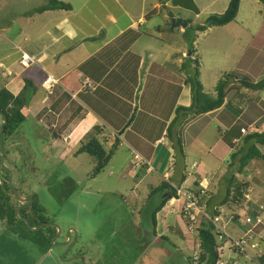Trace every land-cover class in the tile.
Returning a JSON list of instances; mask_svg holds the SVG:
<instances>
[{
    "label": "rangeland",
    "instance_id": "1",
    "mask_svg": "<svg viewBox=\"0 0 264 264\" xmlns=\"http://www.w3.org/2000/svg\"><path fill=\"white\" fill-rule=\"evenodd\" d=\"M49 1L0 0V62L4 63L5 66H10V63H15L16 60L20 59L22 50L33 56L32 54L43 50L44 47L41 43L49 42L48 45L54 43V40L50 39V37L56 36L54 25L47 27L51 34L40 38L41 43H39L35 41V35L37 37L42 34L43 20L34 22L29 18V13L34 8L48 4ZM61 1L71 4L73 11L68 15V19L73 26L81 29L86 35L84 42L82 41L84 46L76 50L70 56L71 59L78 58L80 62L82 58H88L95 52V55H97L94 60L99 64L101 62L104 64L99 72L102 75L109 69L114 60H117L118 63L122 60L123 57L121 56H124V51L119 50L127 48V42H135L129 49L130 53L124 58L123 63L118 66V69L114 68L111 71V80L116 78L120 71L128 76L129 80L125 79L124 84L127 86L124 88H129L130 91L125 94L124 103L118 105L117 111H110L108 115H106V112L101 113L105 121L112 122L116 126L115 130H118V133L132 120L128 125L132 126V132L127 136L128 139L130 138V144H125L122 151L113 157V161L105 167L101 174L92 179L90 175L93 170V159L84 153L75 155L80 144L69 143L65 145L64 139L61 143H58L59 140L55 137L58 146L56 148L48 131L49 128L33 116L32 107L37 106L36 103L39 99L44 96L47 97L38 85L37 90L41 94L37 96L33 105L30 103L31 108H29L26 121L18 130L21 132L23 140L26 139L28 142L27 152L19 156L15 153L7 155L5 165L13 174L12 186L18 194L20 196L21 194L31 197L37 196L38 202L49 213V218L52 221L50 223H56L63 230L61 238L64 237L66 232L64 230L71 224L70 228L75 229L80 237L79 244L83 243L84 246L94 245L86 237L95 236L99 231L115 234V238L111 236L108 239H115L116 249L120 248L121 250L122 247L128 248L129 244L132 245L134 241L140 240L146 234H151L152 226L149 215L151 207H145V210H142V215L138 213L141 207L147 203L151 190L165 181L169 182L168 179H163L162 164H164V159L168 155L171 140L167 138V141L164 144L162 143L158 150L155 149L153 143L156 138L167 134L165 128L167 120L170 119L171 114H174L173 119L175 118L176 108L184 105L182 103L186 99L183 97V93H180V85L183 83H180L181 81L176 79L175 76L178 72L180 78L182 75L188 76L190 74L189 69L194 68V65L189 60V56L181 59V53L185 52L186 55H189L191 48L197 51L196 56H198L201 65L200 81L204 87V92L209 95L215 93L214 89L217 82L227 73L247 77L255 83L264 80V4L258 0H241L239 13L235 21L227 26L216 27L209 26L206 22L207 19L211 15L222 14L230 0L196 1L197 12L176 7L172 0ZM145 16H148V19L143 22L144 25H141L139 20L142 17L145 21ZM173 21L190 22L193 27L205 25L207 29L205 32L193 34L188 28L189 26L185 29L180 25L174 27ZM132 24L137 26V30L134 29ZM186 30H188V36L194 39L193 42L195 43H190L188 37H184L183 32ZM121 33H124V35L116 39ZM128 37L131 40H128ZM132 38L139 39L133 40ZM92 40L95 41L91 42ZM60 42H63L62 38ZM80 42L78 39L68 44L73 46ZM190 44H193V46L191 47ZM101 50H103L102 55L98 54ZM46 51V54L53 55V48ZM139 55L143 56L144 61H146L144 66L140 64ZM66 58H68L67 55ZM94 60H92V63L99 66ZM183 66L186 70L182 68ZM24 70L19 77L20 82H23L26 78L32 79L33 75L34 78H39V75L44 74L37 66L28 67ZM0 71L1 90V80L5 74L3 70ZM111 83V88L114 89L116 84L114 81H111ZM236 87H233L232 90ZM242 91L249 93L239 98L236 96V90H234L228 95L229 102L244 111L234 128L239 129L240 126H245L247 133L254 132L264 124V90ZM248 99L250 101L245 102ZM114 101L116 100L110 99L104 107H112ZM178 101L182 102L176 106ZM223 113L227 118L225 119L222 116L220 123L217 122V125L211 123L212 126L208 128L205 126L207 124L206 120L201 122L197 119L192 122V117L185 127L187 143L183 146L184 155H181L176 148V151L174 150L177 155L175 157L176 166L170 165L169 160L166 163L164 170L170 167L174 173L171 182L175 183L183 175H186L189 181L183 185V191L179 192V199L171 200L159 213L156 230L159 240L153 238L152 235L148 236L149 243L151 242L150 247L153 250L151 253L146 251L144 254L157 256L162 249H165L166 253L169 254L166 259L160 261V264H187L188 262L185 260L188 257L195 255L198 258L199 240L197 231L194 226L193 230L190 231V219L182 217L185 204L182 194L186 195L190 192L197 194L196 191L199 190L192 189L188 191V188H193L192 184L196 180L195 173L198 170L199 174L202 172L200 177L206 179L210 178L208 171H211V169L214 170L216 167L215 169L220 170L213 180L214 187L221 184L222 173L230 171L228 167L230 163V154H228L230 137L226 136L225 133L236 117L229 112L226 106ZM133 118H135L134 121ZM121 122L124 123V126L122 128L117 127ZM2 124L0 115V127ZM193 125L196 129L195 127L192 128L188 135V130ZM218 129L221 130L220 133H218ZM202 131L203 135L199 136ZM104 132L106 133L107 129H104ZM109 133L111 132L109 131ZM133 133L136 134L135 137ZM224 139L225 145L222 152L219 153L217 148ZM144 142H147V145H144ZM19 143L13 141V149H16ZM213 145L216 147L215 150L212 149L215 154L210 152ZM105 146L109 148L108 144ZM260 148L264 152V148ZM136 151L141 154L139 155ZM142 154L146 159L151 160L154 169H157V171L154 170L152 173H148L142 170L140 173L135 171L134 174H131L133 171H128V169L134 170L135 166L142 169V165L143 168L150 166L141 156ZM160 155L164 158L162 163L159 164L157 159ZM153 157H155L154 161ZM246 172L248 176L245 179L251 182L252 189V191L249 189L247 194L258 200V202L264 203V162L252 163ZM1 175L0 172V177ZM133 175L138 177L136 178ZM3 180L2 177L1 184ZM8 183H10V175ZM200 187L206 188L208 185L205 184V187L202 185ZM220 193L223 196L225 191L222 190ZM199 194H201L200 191ZM195 197L201 208L207 211L201 195H195ZM157 200L160 201L159 198ZM11 202L16 205L19 203L16 197H11ZM234 211H237L241 216L247 215L244 210L234 206L232 209L222 208V222L227 224L228 230L231 229L232 231ZM1 218L2 216H0V222L4 223V227H6V220ZM170 226L173 227L172 231H176V233L181 231L183 234L186 232L183 234L185 240L180 238L178 234L170 235ZM235 231H237V227H235ZM130 234L133 235V239L126 240ZM163 235L169 236L174 244L167 242V246L163 240H160ZM15 245L18 252L27 254V257L31 253L27 264H33L34 262L38 264L44 258L43 251L37 248L36 244L17 240ZM79 247L81 246L76 245V249H79ZM62 249L60 246L54 247L52 255L58 258L59 251H62ZM137 251L140 252L138 249ZM171 252L172 255H170ZM64 253L63 250L59 263L71 264L62 259ZM133 254L134 252L132 253L126 249L125 256L128 260L125 261L122 258L120 263L109 254V259L102 260V264L156 263L154 258L152 260L147 259V263L145 258L143 260L138 258L135 262ZM89 257L92 264L98 259L94 255H89ZM14 259L16 258L14 257ZM222 259L224 262L228 260L226 257ZM242 260L245 262L244 259H241V262ZM8 261L9 258L6 253H4V256H0V264H8ZM76 263L80 264L81 262L75 261L74 264Z\"/></svg>",
    "mask_w": 264,
    "mask_h": 264
},
{
    "label": "trees",
    "instance_id": "2",
    "mask_svg": "<svg viewBox=\"0 0 264 264\" xmlns=\"http://www.w3.org/2000/svg\"><path fill=\"white\" fill-rule=\"evenodd\" d=\"M195 1L196 0H172V3L176 7L187 10H194V12H197L198 8L195 5ZM258 1L264 4V0ZM240 3L241 0H230L226 10L222 14L211 15L206 22H210L209 26L216 27L229 25L230 23L235 21L239 13ZM57 10L70 12L73 9L71 4L69 3H65L61 0H50L48 4L36 8L32 12H30L29 16L31 17L36 14H43L48 11ZM147 19L148 16H145V20ZM187 23L189 24L188 28L193 32V34L205 32L207 29L205 25H198L193 27L190 22ZM183 34L185 35L184 37H188L190 43L194 41V39H191L188 36V30L184 31ZM190 45L191 47L193 46V44ZM196 55L197 51L191 48L190 56L188 58L194 65V68L189 69L190 74L187 73L188 76L186 79L187 84L190 86L191 103L189 104V106L180 105L176 108V116L169 124L166 134V137L170 138L171 140L173 149L176 151L177 148L181 155H184V151L183 141L179 135V130L189 120L188 118L210 114L222 109L225 106L229 110V112L233 114V116L239 118L241 109L239 107L236 108L231 102L227 101L228 95L232 91L236 90V96L242 98L246 93H249L242 90H264V80L255 83L253 82V80L247 79V77L239 76L234 73H227L217 82L214 89L215 93L213 95L206 94L204 92V87L200 81L201 65L199 63L198 56ZM182 68H184V66ZM2 69L4 70V67H0V70ZM184 70L186 69L184 68ZM4 74V77L6 78L11 77V75H8L6 71H4ZM235 86H237L236 89L232 90V88ZM36 94L37 87H35L33 82L28 79H24V87L18 95H14L4 87L0 90V115L2 117V122L4 121L3 115H5L8 120V123L6 124L1 136V143L5 148L4 162H6L5 160L7 159V155L11 153H15L19 156L27 152L26 149L28 147V142L26 139H24L25 141L23 140L21 132H19L18 130L26 121V116L29 113L30 103L32 102ZM249 101L250 99L245 102ZM241 129H243L241 126L239 127V129L233 127L227 132L228 134L226 136L228 137L232 132L234 135V137L229 139L228 142L230 143V148L233 150V152H231L230 154V163L228 165L230 171H227L226 176L223 177L222 184L225 187V189H223L225 191V194L223 193V196L221 194V198L219 199V201H217L216 207L212 205L214 204L212 200H215L216 197H212L214 199L209 198L207 200L206 208L211 216H220L223 207L232 209L234 206L236 208H239L247 202L246 194L248 193L249 189H251V182L245 179L248 176L246 170L254 162H264V152L260 148H264V124L258 127L256 131L249 132L244 135L241 133ZM244 129L246 128L244 127ZM233 139H239V143H233ZM13 141L20 142L16 149H13ZM105 144H107V141L99 140L98 132L96 128H94L86 137L81 140L80 147L75 153V155L83 153L88 154L93 159V170L90 175L92 179L97 178V176L101 174L105 167L109 165L118 151L120 141L115 136V141L110 148L106 149ZM12 149L15 151L13 152ZM0 172L2 173L0 180L2 179V177L4 178L2 184L0 183V216H2V218L6 220L8 228L13 233L17 234L24 240L35 243L43 251L44 254H47L49 250L53 248L51 241L56 234V229L44 226V228L42 227L43 229L41 228L36 232H32L25 223L17 219L16 211L21 204L18 203L16 205L15 203L11 202V197L15 196L8 183L9 174L1 166V164ZM184 176L185 175H183V177ZM185 179L186 176L184 177L182 183L180 185L178 184L177 186H173L171 181H165L151 190L147 199V203L141 207L139 213L140 215H142L145 207H151L149 215L152 230L150 232L151 234H146L145 236L152 235L154 237L157 235L156 228L158 225V215L171 200L179 199V192L181 190L180 186L184 183ZM196 193V196L201 195L199 194V191H196ZM206 193L205 191H203L201 198L202 200L207 198ZM21 196H24V194H21ZM157 196L160 202L157 200ZM32 199V207L22 209L19 216L27 219L30 226L33 228L52 222L49 218L48 211H46L45 207H43L38 202L37 196H32ZM252 204L254 203L252 202ZM252 204L249 201V205L251 206ZM235 212L236 211L233 212V222L237 223L238 215ZM184 213L185 211L183 210L182 217H184ZM200 221L201 225L196 229L198 234L197 238L199 240V252L197 253V261H195L194 257L192 256L188 257V259H186L185 261L188 262L187 264H216L217 260H219V247L222 246L223 243L217 241L216 235L214 234L215 229L213 225H211L212 223H210L203 217H200ZM169 229L171 230V232H169L170 235L178 234L180 235V238L185 240V236L181 231L179 232L177 230V232L179 233H176V231H172L173 227L171 226L169 227ZM132 239L133 235L131 234L126 238V240ZM161 240L166 243L172 242L167 235H163L161 237ZM112 242L115 243V239L110 241V243ZM132 244L136 245L135 242H133ZM148 246L149 242H146L142 246L141 251H143ZM123 248L124 247H122V249ZM134 249L137 250L138 248ZM162 252L163 251L161 250L160 253ZM112 258L120 263L123 257L120 256L118 249H114ZM256 259L259 264H264V244H262V253L256 254Z\"/></svg>",
    "mask_w": 264,
    "mask_h": 264
},
{
    "label": "crops",
    "instance_id": "3",
    "mask_svg": "<svg viewBox=\"0 0 264 264\" xmlns=\"http://www.w3.org/2000/svg\"><path fill=\"white\" fill-rule=\"evenodd\" d=\"M196 1L198 2L199 0H196ZM72 11L70 12L62 11V10L61 11H58V10L48 11L43 14H36L34 16L29 17L34 22L43 20V26H42V31H41L42 34H40V36H37V37L35 35L36 42L41 43L40 38L42 37L44 38L45 36H48L51 34L50 30H47V27L54 25V28L56 30L55 31L56 36L55 37L52 36V38L50 37V39L54 40V43L51 45H48L49 42H44V44L41 43L42 47H44L43 50L35 54H32L33 55L32 57H35L37 62L35 64H32L30 67L37 66L39 69H41V71H43L44 74L39 75V78L38 77L34 78V75H33L32 79L30 78H26V79L31 80L33 84L35 85V87L39 85L44 95H46L48 98L49 97L51 98V99H48L47 97L44 96L42 97V99H39L38 102L36 103L37 106L34 108L32 107L33 109L32 114L33 116L38 118L41 123L46 124V126L49 128L48 131L50 133L51 139L53 140V144L56 148H58V146L56 144L57 140H55V137H57V139L59 140L58 143H61V141H63L64 139L65 145L69 143L71 144L79 143L80 144L81 140L84 137H86L94 128H96L98 132V139L101 141H107L109 148L114 143L115 141L114 138L116 136L120 141L117 153L121 152L122 148L125 147V144H130V138L128 139L127 136L130 132H132V129H131L132 126H128L132 120L128 122V125H126L121 132L118 133V130H115L116 126L112 122L105 121L101 113L106 112L107 113L106 115H108L110 111H117L118 105L120 103H124L123 98L125 97V94L130 91L129 88H124L127 86L124 83H125V79L129 80L128 76H126L124 72L120 71L117 74L116 78L111 80V73H112L111 71L114 68L118 69V66L123 63L124 58H126V56L129 55L128 53H130L129 49L133 46V43L135 42L133 43H131L130 41L127 42L128 47L127 48L125 47L124 49L119 50V51H124V56H121L123 57L122 60L120 59L121 61L119 63L117 60H114L111 63L109 69L104 74L100 75L99 72L102 70V67L104 66V64L103 62H101L102 66L100 67L101 63L99 64L96 60H94L95 56L97 55V54L95 55V52L92 53L91 56L88 58H85V59L82 58L80 62L78 58H73V59L70 58V56H72L76 50L84 46L83 42H84V37L86 36L84 32L81 31V29H77L75 26H73L72 22L69 21L68 15L71 14ZM139 21L141 23L140 22L138 23H140L141 25H144L143 22H146L144 21V18L142 17L140 18ZM133 27L134 29L137 28L136 25H134ZM32 30H33V27H32ZM122 35H124V33H121L120 35H118L116 39L121 37ZM57 36H59V38H57ZM61 38L63 41L62 43L60 42ZM78 39L79 41H81L80 43L75 44L73 46H69L68 43H73L77 41ZM132 39L137 40L139 38H132ZM123 40L125 41V39ZM128 40H131V38L128 37ZM93 41L95 40H92L91 42ZM52 48H53V55L46 54L47 52L46 50L47 49L51 50ZM22 52H26V51L22 50ZM102 53H103V50H101L98 54L102 55ZM66 55L68 56V58H66ZM185 55H186L185 52L181 53V56H180L181 59H184ZM38 59H39V62H38ZM101 59H102V56H101ZM19 60L20 59L16 60L15 63H10L11 64L10 66H5L4 63L0 62V67H4V70L2 69L3 72L11 71L13 73L11 77L9 78H4V77L2 78L1 88L4 87L8 89L14 95H18L21 92L22 88L24 87V81L20 82L19 77L25 70L19 67L18 65ZM92 60H94L97 64H99V66H95L94 63H92ZM139 60L141 61L140 64H143L144 66L146 61H144L143 56H140ZM146 74H147V71H146ZM48 75L53 76L55 79L58 80V84L55 85L53 89V94L51 95H47L43 87V81ZM175 78L180 80L181 81L180 83H183L180 85V93L181 94L183 93L182 95L186 99L183 100L184 102L182 104L189 106V104L191 103V98H190V86L186 82L187 76L182 75L180 78V75L178 72ZM87 81L93 84V87H95L94 90H91V89L89 90V89L84 88V83ZM111 81H114L116 84L114 89L111 88L112 87ZM39 94H41V92H38L37 90V94L35 95V97L33 98L31 102L32 105ZM110 99L116 100L113 102L112 107H104L105 103L109 101ZM227 100H228V97H227ZM181 102L182 101L180 102L178 101L177 105L176 104L175 105L178 106V104ZM223 112H224V108L216 112L210 113V114L195 116L192 118V122H195L197 119L201 122L202 121L205 122L206 120L207 124H205V126L208 128L212 126L211 123H215L217 125V122L222 120L221 119L222 116H224L225 119L227 118ZM243 113L244 111L241 110V113L239 114L240 115L239 118H236L233 120L230 128L226 131L225 135H227L228 134L227 132L235 126L236 122L240 119ZM173 115L174 114H171L170 119L167 120V123L165 126L166 129L171 123L173 119ZM109 117H112V116H109ZM134 119L135 118H133V121ZM189 120L179 130V135L182 138L183 146L186 145L187 143L185 127L188 125ZM122 126H124V123L122 124L121 122L117 127L122 128ZM194 127L195 125L190 127V129L188 130V135H189L190 130ZM241 127L244 129L245 126H241ZM104 129H107L106 133L104 132ZM108 130L111 133H109ZM220 132L221 130L218 129V133ZM242 134L244 135V133ZM200 135H203V131L199 134V136ZM133 136L135 137L136 134L133 133ZM229 137L230 139L234 137L233 132L230 134ZM235 140L236 139H233V143H235ZM166 141H167V137L165 135L163 137L156 138L153 145L154 147H156L155 149L158 150L159 146L162 143L164 144ZM143 144L147 145V142H144ZM224 145H225V140L222 143H220V145L217 148V150H219V153L222 152ZM106 149L108 148L106 147ZM212 149L215 150L216 147L213 145L212 148H210V152H213ZM228 149H229L228 154H231L233 150L231 148H228ZM136 152L139 155L141 154L138 151ZM208 154L210 155V153ZM213 154H215V152H213ZM141 156L145 159L147 163L150 164V166L146 168L142 167V169L136 168V167L134 170L128 169V171H133V173L131 174H134L135 171H138L140 173L142 170L148 173H152L154 170L157 171V169H154L151 163V160L146 159L145 156H143V154ZM176 156L177 155L175 154L174 149L170 144L168 155L164 159L165 160L164 164H162L163 171H164V176H163L164 180L168 179L169 181H171V177L174 176V173L171 171L170 167L168 169L166 168V170H164V168L168 160L170 161V165L172 164L173 166H176V160H175ZM155 157L152 158L153 161ZM163 158L164 156L160 155L159 158L157 159L158 161L157 163L159 164L162 163ZM112 161L113 159L111 160V162ZM215 168L214 170L211 169V171H208L210 174V178H207V179L204 177L201 178L200 175H202V172H200L201 174H199L198 173L199 170H198V172L195 173L196 180L192 184L193 188L191 187L188 188V191L192 189L201 191L205 189V188L200 187L201 185L204 187H205V184L208 185V187L206 188H209V189L203 190L205 191V193L207 192L206 193L207 198L203 199V201L205 202V205H206L207 200L209 198L216 197L215 200H212V202L214 203L212 205L216 207L217 201H219V199L221 198L222 193H220V191L225 189V187L223 186L222 182L221 184L214 187L213 180L215 179V175H217V172L220 171ZM226 173L227 171L225 173H222V177L221 178L219 177L220 181L223 180V177L226 176ZM135 177L137 178L138 176L136 175ZM184 177L182 176V178H179L175 183L172 182V185L173 186H177L178 184L180 185ZM188 181L189 179H187V176H186L184 183L180 186L181 188L180 192L183 191V185H185ZM23 197H31V196L24 195ZM251 200L254 204L261 205L264 207V203L258 202V200H255V198H251L250 201ZM4 225H5L4 223L0 222V256L1 255L4 256V253H6L9 258L8 264H27L28 262L27 260H29L31 253L27 257V254L23 252H18L15 244L17 240H21L24 242H30V241L19 239L20 237L17 234L13 233L8 228V226L4 227ZM233 225H234L233 231L231 229L230 230L227 229V224H226V230L233 237L241 238L245 232V229L238 226L236 222H233ZM69 227H71V224L68 226V228ZM235 227H237V231H235ZM65 235L66 234L64 233V237H66ZM72 235H73V238H75V235L73 233ZM111 236L114 238L115 234L101 233L98 231L97 235L92 236V237H86V239L91 240V242L94 245L84 246V244L81 243L80 250H82L83 252L82 253L80 252L78 256L82 257L87 264H90V261H91L89 255H94L98 257V259L94 262L95 264L99 262V259L108 260L109 254H111V257H112L113 250L116 249L114 247L115 243L114 242L110 243L111 240L108 239V237H111ZM31 243L35 245V243L33 242ZM35 246L39 248L37 245ZM52 254H53V249H51L47 254H44V258L41 259L38 262V264H60L58 260L59 258H56V256L54 257ZM105 255H107L108 257H106ZM14 257L16 259H14ZM228 257H231V256L229 255ZM230 259L231 261L229 264H235L237 261L239 262H237L236 264H239V263L246 264L243 262V260L241 262V259L237 258L234 255ZM76 262L80 263L79 260L78 261L76 260ZM33 264H35V262ZM251 264H256V263H251Z\"/></svg>",
    "mask_w": 264,
    "mask_h": 264
},
{
    "label": "built area",
    "instance_id": "4",
    "mask_svg": "<svg viewBox=\"0 0 264 264\" xmlns=\"http://www.w3.org/2000/svg\"><path fill=\"white\" fill-rule=\"evenodd\" d=\"M36 63V58L30 56L26 52H21L20 60L18 65L21 69H27L32 64ZM8 75H12L11 71H6ZM58 84V80L55 79L53 76L48 75L45 80L43 81V87L45 89V93L47 95L53 94V89L55 85ZM85 89L94 90L93 84L89 81L84 83ZM242 133H247L245 129L241 130ZM206 189V188H205ZM203 191H201V196ZM184 198V207L183 210L185 211L184 217L190 219L191 222V229H197L201 225L200 217H203L213 225L215 229V234L219 242H226L228 245V249L231 252L236 253L244 257L248 262H253L255 260L254 254L251 250L257 252L258 254L261 253V247L259 241H264V232H259L260 228L264 226V209L263 207H258L257 211L253 212L254 209L248 206V203H245L244 211L247 213L246 216L238 215V223L241 227L245 229V232L242 238L237 239L231 237L226 231V225L222 222L221 216H211L207 211L201 208L199 201L196 199L194 193L182 194ZM198 211V212H197ZM194 213L195 215H193ZM259 230V231H257ZM259 240V241H258ZM225 246L219 249L220 259L218 260L217 264H227L222 260L221 257L224 255ZM259 264V263H258Z\"/></svg>",
    "mask_w": 264,
    "mask_h": 264
},
{
    "label": "water",
    "instance_id": "5",
    "mask_svg": "<svg viewBox=\"0 0 264 264\" xmlns=\"http://www.w3.org/2000/svg\"><path fill=\"white\" fill-rule=\"evenodd\" d=\"M173 24H174V27H178V26L180 25V26H182L184 29L187 28L188 25H189L187 22H181V21H177V22H176V21H173ZM208 25H210V22L208 23ZM3 118H4V121H3V124H2L1 127H0V148H1V154H2V155H1V166H2V167H3V168L9 173V175H10V183H9V184H10V187H11V190H12L14 196L17 198V200H18L21 204H23L22 206H20V207L17 209V211H16V217H17V219H18L19 221L25 223V224L29 227V229H30L32 232H36V231H38L39 229H41L42 227H44V226H48V227H52V228L56 229L57 234H56V236L52 239V246H53V247H58V246H60V247H67V246H68L67 250L65 251V253H64V255H63V258H64V257H66V255H67V253L69 252V250H70L71 248H73V247L76 245L77 241H78V234H77V232H76L75 229L71 228V229H69L68 231H66L65 234H66V236H67V238H68L66 242L55 243L56 240H57V239L60 237V235H61V228H60L57 224H55V223H48V224L40 225V226H38V227H36V228H33V227L30 226V224H29V222H28L27 219L22 218V217L19 216L20 211H21L24 207H28V208L32 207V205H33V199H31L30 197H21V196L18 194L17 190L12 186L13 174H12L11 170H10V169L5 165V163H4V159H5V148H4V146L2 145V143H1L2 132L4 131V128H5L6 124L8 123V120H7V118H6L5 115H3ZM26 203H29V204L26 206V205H24V204H26ZM70 230H71V231H70ZM71 232L75 235V238H74V241H73V242H72ZM75 259H76V260H79L82 264H87V263L84 261V259H83L82 257H80V256L75 257L74 259H70V260H75Z\"/></svg>",
    "mask_w": 264,
    "mask_h": 264
},
{
    "label": "flooded vegetation",
    "instance_id": "6",
    "mask_svg": "<svg viewBox=\"0 0 264 264\" xmlns=\"http://www.w3.org/2000/svg\"><path fill=\"white\" fill-rule=\"evenodd\" d=\"M32 198V197H31ZM160 202V201H159ZM29 203H26V204H24V205H28ZM23 204H21L20 206H22ZM19 206V207H20ZM24 208H28V207H24ZM23 208V209H24ZM139 213H140V211H139ZM138 213V214H139ZM69 229H71L70 227L69 228H67V230H64V231H68ZM156 230H157V228H156ZM71 231V230H70ZM62 233H63V230L61 229V235H60V237L56 240V242L55 243H59V242H66L67 241V236L66 237H63V238H61V236H62ZM66 233V232H65ZM157 233V232H156ZM186 233V232H185ZM185 233H183V234H185ZM189 233V232H188ZM56 234H57V231H56ZM56 234L54 235V237L56 236ZM190 234V233H189ZM71 236H72V242L74 241V238H73V235H72V232H71ZM61 238V239H60ZM153 238H155L156 240H159L158 239V236L156 235V236H154ZM194 238L196 239V237L194 236ZM160 240H161V237H160ZM78 241H79V237H78ZM77 241V243H76V245H80L79 244V242ZM150 241V239L148 238V236H144V237H142L140 240H136V241H134L135 243H136V245H130L129 244V247L127 248H124V250H120V248H117L118 250H119V254H120V256L121 257H123L126 261L128 260L127 259V257L125 256V250L126 249H128L130 252H134V254H133V256H134V261L136 262L137 260L136 259H138V258H140V259H144L145 258V260H146V263H147V259L148 260H152L153 258L155 259V264H160V261L161 260H163V259H166L167 258V256H169V254H167L166 253V251H165V249H162V253H159L157 256H152V255H148L147 253L146 254H144L146 251H148V252H150L151 253V251L153 250V248H151L150 247V243H149V246L147 247V248H145L143 251H141L142 250V246L146 243V242H149ZM51 243H52V241H51ZM166 243V242H165ZM171 244H174L173 242H170ZM194 244V243H193ZM76 245L73 247V248H71L70 250H69V252L67 253V255H66V257H62V259H64V261L66 262V263H71V264H74L75 263V261H76V259L75 260H70V259H74L75 257H78V254L81 252H83L82 250H80V247H79V249H76L75 247H76ZM166 245H167V243H166ZM168 246V245H167ZM114 247H116V244L114 245ZM54 248V247H53ZM53 248H51V249H53ZM63 249H62V251L64 250V252L67 250V248H68V246L67 247H62ZM134 248H138V250H140V252L139 251H137V250H135ZM62 251H59V254H58V260H59V262H60V258H61V253H62ZM170 255H172V252L170 253ZM194 257V259H195V261H197V258L195 257V255L193 256ZM129 258V257H128ZM103 259V258H102ZM103 260H105V259H103ZM168 260V259H167ZM78 261V260H77ZM101 261V262H100ZM90 264H92L91 262H90ZM95 264V263H94ZM96 264H102V260H100L99 259V262L98 263H96ZM193 264H195V263H193Z\"/></svg>",
    "mask_w": 264,
    "mask_h": 264
},
{
    "label": "clouds",
    "instance_id": "7",
    "mask_svg": "<svg viewBox=\"0 0 264 264\" xmlns=\"http://www.w3.org/2000/svg\"><path fill=\"white\" fill-rule=\"evenodd\" d=\"M146 21V20H145ZM189 26V25H188ZM187 56H190V53H189V55H186L185 57H187ZM228 101V100H227ZM229 102V101H228ZM224 108V107H223ZM192 118V117H191ZM188 119H190V118H188ZM242 130V129H241ZM246 130V129H245ZM242 133V132H241ZM235 143H239V139H236L235 140ZM8 167V166H7ZM136 168H140L139 166H135ZM142 167H143V165H142ZM203 188V187H202ZM203 190H206V189H203ZM203 190H201V191H203ZM200 191V192H201ZM251 191V190H250ZM21 197H23V196H21ZM246 198H247V202L246 203H248V206L250 207V208H253L254 209V211L253 212H255V211H257V208L258 207H260L261 205H256V204H252V202L250 201V199H251V197L248 195V194H246ZM249 201H250V203L252 204L251 206L249 205ZM20 203V202H19ZM21 204V203H20ZM261 207H263V206H261ZM19 208V207H18ZM238 209H242V210H244L245 209V204L243 205V206H240ZM263 209H264V207H263ZM236 214H239L237 211L235 212ZM221 215H222V212H221ZM220 215V216H221ZM240 215V214H239ZM238 219V218H237ZM232 221H233V217H232ZM263 221H264V219H263ZM237 223H238V221H237ZM226 225V224H225ZM238 226H240L239 225V223H238ZM241 227V226H240ZM227 231V230H226ZM259 231V230H258ZM260 233L261 232H264V226L262 227V228H260V231H259ZM227 233L231 236V237H233L228 231H227ZM214 234H215V230H214ZM216 235V234H215ZM197 236H198V234H197ZM216 238H217V236H216ZM235 238V237H234ZM242 238V237H241ZM237 239H240V238H237ZM217 241H218V239H217ZM259 241V240H258ZM219 242V241H218ZM260 242V247H261V253H262V244H264V241H259ZM223 243V245L222 246H220L219 247V249L220 248H222V247H224L225 246V250H224V255H223V257H226V258H228V260H226L225 262L227 263V264H229L230 263V261H231V257L234 255V256H236L237 258H240V259H244L245 260V262L244 263H246V264H251V263H256V264H258L259 262L257 261V259H256V254H258L257 252H255V251H253V250H251V252L254 254V256H255V260H256V262L255 261H253V262H248L244 257H242V256H240V255H237L236 253H234V252H231L229 249H228V245H227V243L226 242H222ZM50 251V250H49ZM225 251H227V253H225ZM260 253V254H261ZM231 256V257H228V256ZM223 257H221V258H223ZM219 259H220V254H219ZM223 260V259H222ZM224 261V260H223ZM217 262H218V260H217ZM217 262H216V264H217Z\"/></svg>",
    "mask_w": 264,
    "mask_h": 264
},
{
    "label": "bare ground",
    "instance_id": "8",
    "mask_svg": "<svg viewBox=\"0 0 264 264\" xmlns=\"http://www.w3.org/2000/svg\"><path fill=\"white\" fill-rule=\"evenodd\" d=\"M243 228V227H242Z\"/></svg>",
    "mask_w": 264,
    "mask_h": 264
}]
</instances>
